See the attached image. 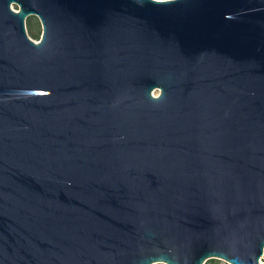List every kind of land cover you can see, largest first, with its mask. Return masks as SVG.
<instances>
[{
    "label": "water",
    "instance_id": "obj_1",
    "mask_svg": "<svg viewBox=\"0 0 264 264\" xmlns=\"http://www.w3.org/2000/svg\"><path fill=\"white\" fill-rule=\"evenodd\" d=\"M263 257L264 0H0V264Z\"/></svg>",
    "mask_w": 264,
    "mask_h": 264
},
{
    "label": "trees",
    "instance_id": "obj_2",
    "mask_svg": "<svg viewBox=\"0 0 264 264\" xmlns=\"http://www.w3.org/2000/svg\"><path fill=\"white\" fill-rule=\"evenodd\" d=\"M28 33L34 40H41L43 36V26L40 19L36 16L27 20ZM217 259L209 260L206 264H213Z\"/></svg>",
    "mask_w": 264,
    "mask_h": 264
},
{
    "label": "rangeland",
    "instance_id": "obj_3",
    "mask_svg": "<svg viewBox=\"0 0 264 264\" xmlns=\"http://www.w3.org/2000/svg\"><path fill=\"white\" fill-rule=\"evenodd\" d=\"M36 41L39 42L40 40H36ZM156 92H154V93H156ZM157 264H165V263H157ZM213 264H231V263L224 261V260H218L216 262H213ZM262 264H264V257L262 259Z\"/></svg>",
    "mask_w": 264,
    "mask_h": 264
},
{
    "label": "clouds",
    "instance_id": "obj_4",
    "mask_svg": "<svg viewBox=\"0 0 264 264\" xmlns=\"http://www.w3.org/2000/svg\"><path fill=\"white\" fill-rule=\"evenodd\" d=\"M153 95H155V96L159 97V95H161V93H160V91H159V90H157V92H156V93H154Z\"/></svg>",
    "mask_w": 264,
    "mask_h": 264
}]
</instances>
